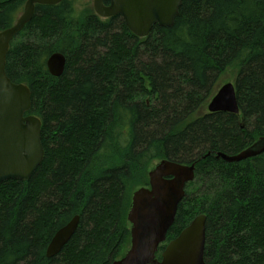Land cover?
I'll return each mask as SVG.
<instances>
[{"label": "trees", "instance_id": "obj_1", "mask_svg": "<svg viewBox=\"0 0 264 264\" xmlns=\"http://www.w3.org/2000/svg\"><path fill=\"white\" fill-rule=\"evenodd\" d=\"M27 0H0V31ZM75 0L36 5L7 53L6 72L27 84L42 120L44 159L27 181L0 184V264H111L131 244L133 192L163 158L192 164L167 243L207 216V264H264V153L236 154L264 135V0H183L173 26L139 37L121 15L102 18ZM110 0H105L109 4ZM67 58L53 76L47 60ZM233 73L239 114L209 112ZM208 152L209 156L203 158ZM80 222L62 251L54 234Z\"/></svg>", "mask_w": 264, "mask_h": 264}, {"label": "water", "instance_id": "obj_2", "mask_svg": "<svg viewBox=\"0 0 264 264\" xmlns=\"http://www.w3.org/2000/svg\"><path fill=\"white\" fill-rule=\"evenodd\" d=\"M64 0H27L16 22L0 31V184L7 180H29L41 165L45 149L42 144V120L27 114L32 107V92L25 83H15L6 72L7 53L14 37L35 14L36 5H56ZM183 0H93L102 18L121 15L127 27L139 37H147L155 25L173 26ZM67 58L54 52L47 60L53 76L64 73ZM209 112L240 113L236 87L224 83L208 104ZM264 152V138L236 155L218 152L216 158L234 163ZM210 155L207 153L203 158ZM196 162L180 163L160 159L149 171L150 186L137 188L128 212L131 244L126 254L111 264H207L205 260V214L197 215L172 239L157 258L159 246L167 240L175 223L186 185L194 181ZM80 215L61 227L47 247V257L58 255L76 232Z\"/></svg>", "mask_w": 264, "mask_h": 264}, {"label": "rangeland", "instance_id": "obj_3", "mask_svg": "<svg viewBox=\"0 0 264 264\" xmlns=\"http://www.w3.org/2000/svg\"><path fill=\"white\" fill-rule=\"evenodd\" d=\"M75 5H76V9L78 11H82L84 7H86L87 5L91 8L93 7V0H75ZM24 8V7H23ZM23 11V9H22ZM22 13V12H21ZM21 13L19 15H21ZM234 76L233 73H227L225 75L222 76V80L220 81V83L218 84V86L216 87L215 93L218 91V89L226 82H234ZM156 162V161H155ZM154 162V163H155ZM151 170V169H150ZM149 170V171H150Z\"/></svg>", "mask_w": 264, "mask_h": 264}, {"label": "bare ground", "instance_id": "obj_4", "mask_svg": "<svg viewBox=\"0 0 264 264\" xmlns=\"http://www.w3.org/2000/svg\"><path fill=\"white\" fill-rule=\"evenodd\" d=\"M142 38H144V37H142ZM260 138H264V135H261V136H259L254 142H252L249 146H247L246 148H244L243 150H241V151H239V152H237L236 154H239V153H241L242 151H244V150H246L247 148H249L250 146H252L254 143H256L258 140H260ZM218 152H223V151H218ZM217 152V153H218ZM209 153V152H208ZM216 153V154H217ZM225 153V152H224ZM264 153V152H263ZM210 154H211V152H210ZM226 154H228V153H226ZM236 154H228V155H236ZM262 154V153H261ZM163 159H169V158H163ZM217 159H222V158H217ZM171 160V159H170ZM223 160V159H222ZM246 160V159H245ZM158 161V160H157ZM173 161H175V160H173ZM225 161V160H224ZM177 162H179V161H177ZM227 162V161H226ZM239 162H241V161H239ZM180 163H182V162H180ZM230 163V162H229ZM195 180V179H194ZM186 187H187V185H186ZM185 191H186V189H185ZM186 194V193H185Z\"/></svg>", "mask_w": 264, "mask_h": 264}]
</instances>
